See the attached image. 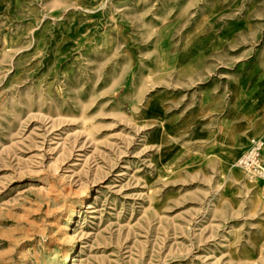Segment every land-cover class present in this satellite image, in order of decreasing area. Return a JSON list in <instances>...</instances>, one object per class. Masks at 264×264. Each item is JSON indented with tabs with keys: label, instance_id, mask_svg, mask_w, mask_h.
Instances as JSON below:
<instances>
[{
	"label": "rangeland",
	"instance_id": "1",
	"mask_svg": "<svg viewBox=\"0 0 264 264\" xmlns=\"http://www.w3.org/2000/svg\"><path fill=\"white\" fill-rule=\"evenodd\" d=\"M254 139L264 0H0V264H264Z\"/></svg>",
	"mask_w": 264,
	"mask_h": 264
},
{
	"label": "built area",
	"instance_id": "2",
	"mask_svg": "<svg viewBox=\"0 0 264 264\" xmlns=\"http://www.w3.org/2000/svg\"><path fill=\"white\" fill-rule=\"evenodd\" d=\"M262 147V140H252L245 153L239 158L238 164L250 175L264 179V164L261 161Z\"/></svg>",
	"mask_w": 264,
	"mask_h": 264
},
{
	"label": "bare ground",
	"instance_id": "3",
	"mask_svg": "<svg viewBox=\"0 0 264 264\" xmlns=\"http://www.w3.org/2000/svg\"><path fill=\"white\" fill-rule=\"evenodd\" d=\"M87 199L88 200L90 199V193L88 194ZM75 259H76V257H75V253L73 251V252H71V254H69L68 256H66V258H64V260L62 261V264H69L72 261H74Z\"/></svg>",
	"mask_w": 264,
	"mask_h": 264
}]
</instances>
